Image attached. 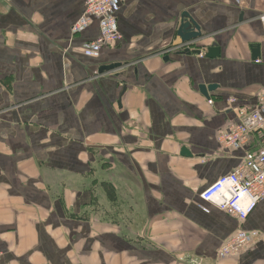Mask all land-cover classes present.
<instances>
[{"label":"crops","instance_id":"obj_1","mask_svg":"<svg viewBox=\"0 0 264 264\" xmlns=\"http://www.w3.org/2000/svg\"><path fill=\"white\" fill-rule=\"evenodd\" d=\"M84 1L0 0L2 262L264 264V199L240 222L199 197L264 143L217 141L264 94L263 0H120L121 40L97 50L96 21L70 30ZM183 13L202 34L185 44Z\"/></svg>","mask_w":264,"mask_h":264},{"label":"built area","instance_id":"obj_2","mask_svg":"<svg viewBox=\"0 0 264 264\" xmlns=\"http://www.w3.org/2000/svg\"><path fill=\"white\" fill-rule=\"evenodd\" d=\"M120 0H85L82 15L76 20L70 30L73 34L80 33L96 21L98 36L90 43L93 49L113 47L121 35L117 25V11ZM264 5V0H263ZM264 26V15L260 17ZM184 50V49H182ZM203 54L199 53V56ZM96 76L97 73L94 72ZM208 104H212L208 100ZM238 118L228 128L220 132L217 141L233 149L241 148L248 143L250 135L264 136V94L258 98L255 107L237 109ZM200 199L215 206L230 217L243 222L254 211L257 204L264 199V143L255 151H246L242 162L232 172L219 177L214 183L205 188L199 195ZM250 237H255L252 234ZM248 236L237 234L230 236L220 246L222 257L241 253L248 242ZM3 253L0 252V264Z\"/></svg>","mask_w":264,"mask_h":264},{"label":"water","instance_id":"obj_3","mask_svg":"<svg viewBox=\"0 0 264 264\" xmlns=\"http://www.w3.org/2000/svg\"><path fill=\"white\" fill-rule=\"evenodd\" d=\"M201 35L202 34H201L200 29L197 26V24L190 18V16L187 13H183L181 15L180 23H179V26L177 29V36L179 37L181 42L183 44L189 43V42L194 41L198 38H201ZM199 53H200L199 51H190L189 49H185V50L181 51L179 54L199 55ZM219 55H220L219 48L215 45H212L211 47L207 48V50L204 54V58H206V59H217V58H219ZM258 58H259V48L254 47V48H252V59L257 60ZM114 67H116V65L101 67L99 69V72H104V71L113 69ZM213 88H214V86H208V87L199 86L200 93L205 97L207 96V92H209ZM181 155L189 156L190 153L186 150H182Z\"/></svg>","mask_w":264,"mask_h":264}]
</instances>
